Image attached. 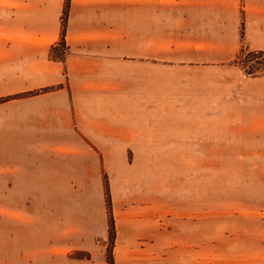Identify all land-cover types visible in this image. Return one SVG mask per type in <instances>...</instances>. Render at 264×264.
<instances>
[{
	"label": "rangeland",
	"instance_id": "rangeland-1",
	"mask_svg": "<svg viewBox=\"0 0 264 264\" xmlns=\"http://www.w3.org/2000/svg\"><path fill=\"white\" fill-rule=\"evenodd\" d=\"M60 1L44 5L59 46L28 49L24 89L0 96V264L15 239L42 238L99 241L111 264L115 238L132 232L158 240L153 264H264V49H250L245 30L261 41L264 15H241L240 48L227 59L221 46L217 64H182L177 36L151 40V102H107L115 93L95 87L72 98L55 63L67 52L70 1L57 16ZM134 5H124L125 26L151 28V3Z\"/></svg>",
	"mask_w": 264,
	"mask_h": 264
},
{
	"label": "crops",
	"instance_id": "crops-1",
	"mask_svg": "<svg viewBox=\"0 0 264 264\" xmlns=\"http://www.w3.org/2000/svg\"><path fill=\"white\" fill-rule=\"evenodd\" d=\"M63 1L54 11L57 16ZM69 1L66 29L62 35L64 51L67 52L62 60L54 61L61 64L59 68L64 65L67 70L72 98H78L77 94L84 90L89 91L88 87H95L101 88L103 95L115 93V97L105 98L107 102H151V40L160 39L164 43L177 36L182 64H217L225 60L219 58L221 46L228 48L221 55L227 59L240 48L238 25L241 15L248 17L252 12L254 17H257L254 13L264 15V0ZM127 2L136 7L151 3V28L149 23L140 22L142 20H137L135 29L125 26L124 5ZM44 5L45 0H0V96L22 90L12 89L13 84L23 85L24 89L28 75V49L37 52L38 47L44 50V47L59 46V28H45ZM253 21L261 19L254 18ZM245 30L252 41L250 49H264V35L261 34V41L255 42L247 24ZM43 36L49 37L51 43L45 45L32 41ZM134 39H139L140 43L136 44ZM188 52L196 57L206 56V60L187 59ZM128 57L131 60H127ZM33 60L36 61V56ZM56 82L61 81L56 79ZM125 85H138V93H126ZM143 86L148 88L140 89ZM130 114L136 120L146 118L141 111ZM150 134L142 131L139 134L142 137L135 138L138 143L148 144L144 147L149 149ZM95 242L66 246L52 243L49 238L40 241L15 239V244L11 243L9 252L5 253L4 264H108L105 250L98 245L99 241ZM157 245L158 240L151 235L144 237L132 232L127 237L117 236L111 249V264H153L151 262L157 258ZM77 250L91 255L82 257L74 253Z\"/></svg>",
	"mask_w": 264,
	"mask_h": 264
},
{
	"label": "trees",
	"instance_id": "trees-1",
	"mask_svg": "<svg viewBox=\"0 0 264 264\" xmlns=\"http://www.w3.org/2000/svg\"><path fill=\"white\" fill-rule=\"evenodd\" d=\"M63 43H64V41H63Z\"/></svg>",
	"mask_w": 264,
	"mask_h": 264
}]
</instances>
